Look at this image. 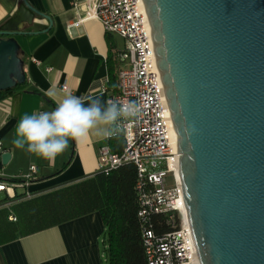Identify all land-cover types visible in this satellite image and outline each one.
<instances>
[{
	"label": "water",
	"instance_id": "1",
	"mask_svg": "<svg viewBox=\"0 0 264 264\" xmlns=\"http://www.w3.org/2000/svg\"><path fill=\"white\" fill-rule=\"evenodd\" d=\"M142 3L198 264H264V0ZM35 17L51 25L20 0L0 24V90L26 79Z\"/></svg>",
	"mask_w": 264,
	"mask_h": 264
},
{
	"label": "crops",
	"instance_id": "2",
	"mask_svg": "<svg viewBox=\"0 0 264 264\" xmlns=\"http://www.w3.org/2000/svg\"><path fill=\"white\" fill-rule=\"evenodd\" d=\"M73 0H27L36 10L50 16L35 17L29 33L16 35L23 58L26 82L0 102V180L18 178L15 196L0 193V264H103L105 263L104 224L98 210L89 209L85 182L98 171L97 154L106 137L90 134L70 141L69 148L54 162L41 159L13 140L18 120L25 114L53 110L68 94L91 95L107 102L109 42L115 84L121 64L120 49L112 33L105 32L95 18L69 27L77 16H84V0L74 8ZM20 0H0V24L16 10ZM50 25V26H49ZM68 86L63 90L62 84ZM49 89L57 95L50 97ZM9 153L2 161L1 155ZM36 171L22 176L30 165ZM81 182V203L64 191ZM81 204V214L74 215Z\"/></svg>",
	"mask_w": 264,
	"mask_h": 264
},
{
	"label": "built area",
	"instance_id": "3",
	"mask_svg": "<svg viewBox=\"0 0 264 264\" xmlns=\"http://www.w3.org/2000/svg\"><path fill=\"white\" fill-rule=\"evenodd\" d=\"M80 3L81 0L72 1L74 8L81 7ZM83 4L84 16H77L69 27L95 18L105 32L115 33L124 40V47L116 54L121 64L116 70V89H106L107 101L132 100L141 106L140 116L125 121L116 135L123 142L120 151H112L107 143L99 146L96 170L108 174L124 163L136 167L137 215L148 264H198L177 174L175 134L142 0H84ZM60 87L68 89L65 83ZM3 100L2 103L8 102ZM35 169L34 164L30 165L22 178H30ZM22 185L18 178L0 180V193L12 198L15 188ZM152 213L166 214L170 230L156 234L148 224Z\"/></svg>",
	"mask_w": 264,
	"mask_h": 264
},
{
	"label": "trees",
	"instance_id": "4",
	"mask_svg": "<svg viewBox=\"0 0 264 264\" xmlns=\"http://www.w3.org/2000/svg\"><path fill=\"white\" fill-rule=\"evenodd\" d=\"M109 44L107 63L109 67V82L107 89H116L112 49ZM22 58V57H21ZM23 59V58H22ZM17 84L13 88L0 90V101L11 95L25 84ZM112 151L118 152L123 147L120 136L105 139ZM136 167L133 163H124L111 170L108 174L96 173L89 178L86 185V200L91 204L89 209L98 210L104 228L102 236L105 240L106 264H148L144 253L141 224L137 215L138 204L135 192ZM78 197L81 203V182L64 188ZM74 215L81 214V204ZM168 216L163 213H152L148 224L156 234L170 230Z\"/></svg>",
	"mask_w": 264,
	"mask_h": 264
},
{
	"label": "clouds",
	"instance_id": "5",
	"mask_svg": "<svg viewBox=\"0 0 264 264\" xmlns=\"http://www.w3.org/2000/svg\"><path fill=\"white\" fill-rule=\"evenodd\" d=\"M57 93L49 89L47 93ZM141 106L136 101H107L91 95L64 96L51 111L23 115L14 129V145L28 153L54 162L70 146L90 134L116 136L125 121L136 119Z\"/></svg>",
	"mask_w": 264,
	"mask_h": 264
},
{
	"label": "rangeland",
	"instance_id": "6",
	"mask_svg": "<svg viewBox=\"0 0 264 264\" xmlns=\"http://www.w3.org/2000/svg\"><path fill=\"white\" fill-rule=\"evenodd\" d=\"M113 36H114V38H115V40L117 42L118 47L120 49H122L124 47V40H123V38H121L119 35H117L115 33L113 34ZM167 179H168V182L170 183V176H168ZM103 264H106V263L103 262Z\"/></svg>",
	"mask_w": 264,
	"mask_h": 264
},
{
	"label": "bare ground",
	"instance_id": "7",
	"mask_svg": "<svg viewBox=\"0 0 264 264\" xmlns=\"http://www.w3.org/2000/svg\"><path fill=\"white\" fill-rule=\"evenodd\" d=\"M175 139H176V136H175Z\"/></svg>",
	"mask_w": 264,
	"mask_h": 264
}]
</instances>
